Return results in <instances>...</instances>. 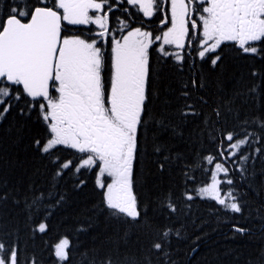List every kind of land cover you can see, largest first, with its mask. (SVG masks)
<instances>
[{
  "label": "trees",
  "instance_id": "16d2710c",
  "mask_svg": "<svg viewBox=\"0 0 264 264\" xmlns=\"http://www.w3.org/2000/svg\"><path fill=\"white\" fill-rule=\"evenodd\" d=\"M103 1L104 30L64 25L63 33L105 36L100 83L106 109L113 40L133 29L154 40L133 97L137 131L126 128L125 146L133 149L124 175L135 214L107 201L106 185L118 167L124 173L121 159L93 152L83 165L89 152L44 151L52 133L43 99L3 81L0 264H264V38L254 53L235 41L204 40L199 14L208 3L186 0L187 42L162 51L172 0H154L151 17L128 0ZM40 6L57 8V0H0V32L9 16L28 21ZM132 81L119 93L135 88ZM215 168L231 208L198 195ZM65 238L67 256L60 258L56 246Z\"/></svg>",
  "mask_w": 264,
  "mask_h": 264
},
{
  "label": "rangeland",
  "instance_id": "374dc122",
  "mask_svg": "<svg viewBox=\"0 0 264 264\" xmlns=\"http://www.w3.org/2000/svg\"><path fill=\"white\" fill-rule=\"evenodd\" d=\"M129 2L137 4L144 14L148 17L154 13V0H128ZM212 1V0H211ZM172 13L174 16L173 25L161 38L162 50L168 43L175 44L174 46L184 47L187 37L184 38L185 33L188 31V12L185 4V0H172ZM103 2L100 0H60L59 6L63 9L66 20L69 23L75 24H87L94 23L100 27H104V19L101 15L103 10ZM91 11V13H90ZM213 9L209 11V15L204 19V35L205 40L214 38L217 42H220L221 38H225L222 31V23L219 19H215L212 15ZM89 20V21H88ZM231 29L227 30L226 36H231ZM66 39V38H64ZM65 40L62 47V53L59 60L60 69H63L64 63L68 62L67 73L73 75L74 73H80L83 66H87V70H84L83 82L86 85V89H79L71 79L68 85L74 84L73 87H68L67 90L70 94L68 100L79 102L86 100V95L91 96V106H94L98 102L97 98V86H98V69L95 66L99 65V49L96 43H88L90 41L82 39ZM86 41V42H85ZM151 34L144 32L140 29H133L126 33V36L122 39L116 40L114 45V62H113V90L119 92L124 89L132 79V72L135 70L137 76H144V71L147 65V53L146 50L153 43ZM171 44V45H172ZM130 58L131 60H129ZM137 63V67L133 63ZM67 66V65H66ZM117 66V68H116ZM115 73V75H114ZM93 76V79L91 78ZM116 96H118L116 94ZM51 118L54 120L51 126L52 137L43 146L45 151L50 150L58 145L69 146L75 149H80L79 145L82 144L70 130H63L57 125L59 122V115L51 114ZM58 127V128H56ZM116 145L115 143L113 144ZM89 159L83 161V165L88 164ZM122 166V165H121ZM123 167V166H122ZM120 167V168H122ZM114 172V179L106 187L108 204L117 207V198L120 194H125V191L120 188V184H128V176L124 173ZM122 170V169H121ZM123 171V170H122ZM218 173V175H217ZM220 169L215 168L213 178L211 182L199 189L198 195L204 198H211L219 202H226L229 197L226 194H222L220 190ZM112 183V184H111ZM223 202V203H224ZM128 208L124 211L132 214L134 212V202L128 204ZM225 206L230 207L225 203ZM237 208V204L236 207ZM233 209V208H232ZM42 226L40 229H44ZM69 246V240L67 238L62 239L56 246V252L60 258H66L67 250ZM11 264H15L11 261Z\"/></svg>",
  "mask_w": 264,
  "mask_h": 264
},
{
  "label": "flooded vegetation",
  "instance_id": "af4514ba",
  "mask_svg": "<svg viewBox=\"0 0 264 264\" xmlns=\"http://www.w3.org/2000/svg\"><path fill=\"white\" fill-rule=\"evenodd\" d=\"M213 3L217 7L228 4L229 24L243 25L246 34H248L252 13L251 0H215ZM75 38V36L69 35V40ZM91 78L93 79V76ZM76 79L78 80V77ZM132 82L135 88L118 93L116 100L112 93L113 87H109L107 93L109 109H105L100 101L97 106L91 107L89 101L65 100L66 88L60 90L59 100L52 102L51 105L57 109L61 126L67 127L74 135L79 134V127H82L81 130L85 134V138L80 136L79 138L84 142L85 151L90 153L89 157L93 152H96L99 155L113 157L117 159V162L121 159L120 165H123L124 172L128 171L131 166L128 164V158L133 149V146H125L129 138L126 128L136 132L139 120L138 98L133 100L134 93H139L136 89L138 84L136 79ZM80 88H84V86L80 85ZM75 137L77 138V136ZM114 143L116 145L113 147ZM120 185V188L125 192L128 190L125 185ZM121 195L118 197L119 204Z\"/></svg>",
  "mask_w": 264,
  "mask_h": 264
},
{
  "label": "water",
  "instance_id": "95a60500",
  "mask_svg": "<svg viewBox=\"0 0 264 264\" xmlns=\"http://www.w3.org/2000/svg\"><path fill=\"white\" fill-rule=\"evenodd\" d=\"M61 38L62 16L53 9L39 8L27 22L10 17L0 35V81H20L32 98L47 97Z\"/></svg>",
  "mask_w": 264,
  "mask_h": 264
}]
</instances>
